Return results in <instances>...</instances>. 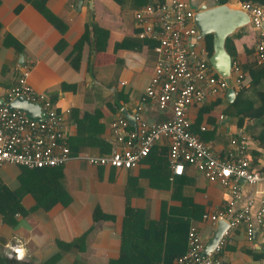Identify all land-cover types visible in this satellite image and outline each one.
Returning a JSON list of instances; mask_svg holds the SVG:
<instances>
[{
  "label": "crops",
  "instance_id": "obj_1",
  "mask_svg": "<svg viewBox=\"0 0 264 264\" xmlns=\"http://www.w3.org/2000/svg\"><path fill=\"white\" fill-rule=\"evenodd\" d=\"M187 2L195 10L203 5H216L215 0ZM237 2L230 0L229 4ZM47 6L68 26L64 35L31 0H0L1 99L17 82L22 64L30 62V84L56 103L68 127L71 150L81 152L104 154L102 150L112 147L111 123L119 108L135 114L137 107L142 106L141 112L148 122L169 119V111L159 110L152 99H142L157 59L156 42L138 37L133 8L124 9L114 0H83L81 5L79 0H47ZM93 20L109 31L107 46L95 50L92 37L91 45L85 43L82 60L76 69L68 55ZM235 33L237 56L246 62L255 56L256 45L264 40V19L261 29L249 24ZM10 37L22 44L21 51L11 44ZM62 37L68 46L60 52L56 45ZM125 38L136 42L120 46ZM251 48L254 53L249 56L245 50ZM21 55L24 57L22 63L19 62ZM245 77L250 80L251 74L247 72ZM65 84L71 87L63 89ZM226 93L210 96L204 103L189 108L191 130L220 156L228 152L231 138L243 131L249 153L253 152L257 144L246 131L248 122L239 127L235 118L224 113L230 103ZM218 98L221 103L209 112H201ZM253 129L257 130V126ZM98 140L102 143L98 144ZM167 148L169 140H160L150 155L132 169L94 166L75 155L60 167V172L39 173L35 177L34 172L26 171L25 186L20 180L22 167L3 164L0 166L1 179L12 189L21 185L26 188L22 203L30 213L18 216L15 227L5 224L0 214V250L6 253L10 246L23 249L24 256L19 264H49L51 257L62 250L58 241L71 242L93 225L83 243L63 251L51 264H110L120 256L123 220L129 204L145 212V228L150 237L145 240L139 231L142 241L139 239L141 247L136 251L138 264H176L177 255L187 250L191 224L198 226L205 244L213 237L217 226L202 221V215L205 211L223 209L230 194L229 189L219 182L209 181L194 166L186 165L182 175L173 174ZM253 167L261 171L263 179L254 184L241 182V195L235 209L248 206L256 223L264 196V152L259 154ZM58 173L62 174L61 181L71 200L68 204L56 203L49 209L36 207V199L27 188L33 187L44 194L49 184L56 182ZM97 207L109 218L94 222ZM263 227L256 223L257 234L253 240L248 239L244 224L232 231V242L224 252L229 264H264V258L256 260L247 253V249L258 252L264 249ZM158 244L162 251L156 253Z\"/></svg>",
  "mask_w": 264,
  "mask_h": 264
},
{
  "label": "built area",
  "instance_id": "obj_2",
  "mask_svg": "<svg viewBox=\"0 0 264 264\" xmlns=\"http://www.w3.org/2000/svg\"><path fill=\"white\" fill-rule=\"evenodd\" d=\"M222 1L215 0L217 5L223 4ZM236 5L249 13L254 28L261 29L264 6L240 1ZM195 12L187 0H149L134 11L138 37L156 42L157 59L142 99H152L159 110L169 111V119L148 122L141 112L143 107L138 106L133 114L136 121L133 126L119 108L111 123V151L104 154L84 152L75 157L94 166L132 169L149 155L157 142L168 139L173 174L182 175L186 165L194 166L209 181L219 182L229 189L230 194L223 209L205 211L202 215V221L213 227L219 220L228 224L215 248L204 252L206 244L201 232L196 224H191L187 250L176 259V264H229L224 252L232 242V231L244 224L248 239L253 240L256 223L264 225V196L256 223L248 206L235 209L241 195V182L258 183L263 176L252 165L243 131L231 138L228 152L220 156L191 130L189 108L228 89V83L210 63L204 37L195 25ZM255 57L258 63H264V40L256 45ZM31 70L30 62L22 64L17 82L3 98L5 104H0V166L9 163L40 169L64 165L74 157L64 115L52 98L30 84ZM245 76L239 63L234 61L231 84L235 91L242 87ZM19 97L40 106L39 119L8 106L10 101ZM18 249L10 246L6 255L18 258Z\"/></svg>",
  "mask_w": 264,
  "mask_h": 264
},
{
  "label": "trees",
  "instance_id": "obj_3",
  "mask_svg": "<svg viewBox=\"0 0 264 264\" xmlns=\"http://www.w3.org/2000/svg\"><path fill=\"white\" fill-rule=\"evenodd\" d=\"M116 1L122 8H133L134 10L142 7L149 0H114ZM230 0H223L221 3H227ZM240 2L246 3L251 2L253 4L264 6V0H238ZM31 2L35 5V7L43 12L46 17L54 23L62 33L65 34L68 26L66 23L56 16L47 6V0H31ZM20 6L17 8L19 9ZM93 37V48L95 50L104 49L107 46L109 31L100 27L95 20H93L90 24V27H87L84 31L83 35L80 39L74 44L72 52L68 55L69 61L73 67L76 69L79 68L80 62L82 60L83 48L86 42L91 45V38ZM237 34L234 33L227 38L226 41V49L229 54L233 57L235 62H238L242 71L251 74V79L245 80L242 83V87L236 90V98L233 102L227 104L224 113L228 116L235 118L236 124L239 127H242L244 123L247 121L248 125L246 127V131L249 134V137L257 144V147L253 149V152H250L252 155V164L255 165L258 161V156L261 152H264V63H258L256 57H251L246 62H242L238 58V49L236 46L235 38ZM13 39L11 44L16 47L18 50H22V44L17 41L15 38ZM7 43L9 42L8 38ZM206 47L211 55L213 51V36L206 35L204 37ZM136 40L132 38L123 39L119 45L120 46H130V43L135 44ZM68 46V43L64 37L60 39L58 44L56 45L57 51H64ZM246 54L252 56L254 53V49H246ZM71 86L64 85L63 89L70 88ZM221 103V99L213 101L209 105H206L202 108L201 112H209L211 108ZM201 118V116H200ZM257 126V130H254L253 127ZM98 144L102 143V140H98ZM112 148V147H111ZM111 148H106L102 150V152H110ZM153 149V148H152ZM152 151V150H151ZM150 151V153H151ZM167 156L169 161V148H167ZM81 152L79 150H71V154L73 156L79 155ZM149 153V155H150ZM148 155V156H149ZM147 156V157H148ZM145 157V158H147ZM144 158V159H145ZM62 165L56 167H47L40 169H28L22 167L23 175L20 176V180L22 184L25 186L24 175L26 171L34 172V176L37 177L39 173H56L60 172L59 169ZM58 178L56 182L49 184V188L47 191L42 194V192H36L35 188H27L36 199V207H41L43 209H49L56 203L68 204L71 200V196L65 188L64 184L61 181L62 174L58 173ZM60 177V178H59ZM21 185L18 189H12L1 179L0 177V214L2 216V221L11 226L15 227L18 223V216H26L30 213V209L26 208L22 203L23 191L26 189ZM109 218L99 207H97L93 214V221L97 222L99 220ZM146 214L142 209H135L129 204L126 207V214L123 220V230H122V245L120 250V256L117 260L112 261L110 264H138L136 260V251H138L139 246L141 247V239L143 237L145 240H149V234L146 233L148 228H145L146 223ZM264 226V225H263ZM94 226L92 225L88 231H86L81 237H78L71 242H63L58 241V244L62 248V250L55 253L51 259L50 263L54 262L61 256L63 251H67L72 248L76 243L84 242L87 235L93 230ZM264 230V227H263ZM140 231V234H139ZM163 231V227H162ZM164 235V232H163ZM147 237V239H146ZM142 241V239H141ZM154 250L156 253L162 251V247L158 244V247H155ZM146 253L149 252V249L146 248ZM180 252V251H179ZM184 252V251H183ZM183 252L177 255L178 257L183 254ZM247 253L252 255V257L256 260H261L264 258V249L261 251H254L252 249H247ZM177 257V258H178ZM20 259L16 257H10L6 255L3 251L0 250V264H19ZM141 264V263H140ZM152 264V263H151ZM155 264H160L156 262Z\"/></svg>",
  "mask_w": 264,
  "mask_h": 264
},
{
  "label": "water",
  "instance_id": "obj_4",
  "mask_svg": "<svg viewBox=\"0 0 264 264\" xmlns=\"http://www.w3.org/2000/svg\"><path fill=\"white\" fill-rule=\"evenodd\" d=\"M83 0H79L81 5ZM90 8H93L92 2ZM195 25L200 31V34L213 36V51L210 55V63L221 77L228 83L226 98L229 102H233L236 98L235 88L231 84V69L234 62L233 57L226 49V41L229 36L234 34L239 28L249 25L251 17L247 11L239 6L230 4L203 5L196 10L194 15ZM23 55L20 56L19 62H23ZM0 104H5L0 98ZM8 106L13 109H21L28 116L39 119L40 106L33 104L21 97L16 98L8 103ZM129 122L135 126V116L126 110H123ZM227 222L219 220L213 237L208 241L204 252L212 251L218 244L223 231L227 227ZM257 231L255 232V235Z\"/></svg>",
  "mask_w": 264,
  "mask_h": 264
},
{
  "label": "clouds",
  "instance_id": "obj_5",
  "mask_svg": "<svg viewBox=\"0 0 264 264\" xmlns=\"http://www.w3.org/2000/svg\"><path fill=\"white\" fill-rule=\"evenodd\" d=\"M19 255H18V259H23V256H24V250L23 249H18L17 250Z\"/></svg>",
  "mask_w": 264,
  "mask_h": 264
},
{
  "label": "rangeland",
  "instance_id": "obj_6",
  "mask_svg": "<svg viewBox=\"0 0 264 264\" xmlns=\"http://www.w3.org/2000/svg\"><path fill=\"white\" fill-rule=\"evenodd\" d=\"M234 6H238V5H236V4H233ZM6 166H9V167H15V166H11V165H6ZM16 168V167H15Z\"/></svg>",
  "mask_w": 264,
  "mask_h": 264
}]
</instances>
